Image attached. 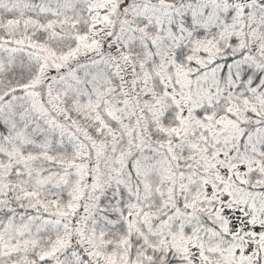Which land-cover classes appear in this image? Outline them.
<instances>
[{
    "label": "snow or ice",
    "instance_id": "6c2138e0",
    "mask_svg": "<svg viewBox=\"0 0 264 264\" xmlns=\"http://www.w3.org/2000/svg\"><path fill=\"white\" fill-rule=\"evenodd\" d=\"M0 264H264V0H0Z\"/></svg>",
    "mask_w": 264,
    "mask_h": 264
}]
</instances>
